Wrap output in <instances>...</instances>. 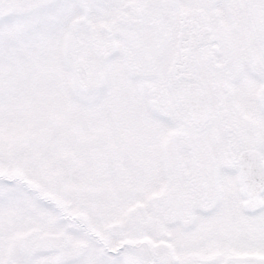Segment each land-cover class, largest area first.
Listing matches in <instances>:
<instances>
[{"label": "snow or ice", "instance_id": "6c2138e0", "mask_svg": "<svg viewBox=\"0 0 264 264\" xmlns=\"http://www.w3.org/2000/svg\"><path fill=\"white\" fill-rule=\"evenodd\" d=\"M0 264H264V0H0Z\"/></svg>", "mask_w": 264, "mask_h": 264}]
</instances>
